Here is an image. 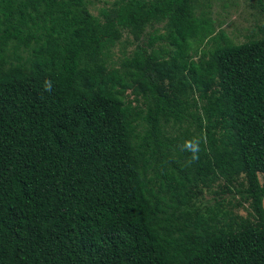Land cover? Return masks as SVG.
Returning a JSON list of instances; mask_svg holds the SVG:
<instances>
[{
	"label": "trees",
	"instance_id": "obj_1",
	"mask_svg": "<svg viewBox=\"0 0 264 264\" xmlns=\"http://www.w3.org/2000/svg\"><path fill=\"white\" fill-rule=\"evenodd\" d=\"M88 4L0 0V264H264L263 24Z\"/></svg>",
	"mask_w": 264,
	"mask_h": 264
},
{
	"label": "rangeland",
	"instance_id": "obj_2",
	"mask_svg": "<svg viewBox=\"0 0 264 264\" xmlns=\"http://www.w3.org/2000/svg\"><path fill=\"white\" fill-rule=\"evenodd\" d=\"M90 12L96 16L99 10L109 7L115 0H86ZM254 0H209L210 20L214 26V33H224L234 44L245 42L252 35H258V27L264 26V11L255 6ZM204 13V12H203ZM261 26V27H262ZM127 39L126 36L122 41ZM130 39V38H129ZM132 46L126 47L127 53H130ZM122 45H117L112 54L118 58L121 56ZM200 54L194 57L198 60ZM115 58V59H116ZM261 182H264V173L258 174ZM212 198L211 195L206 196V199ZM242 215L243 210L239 211Z\"/></svg>",
	"mask_w": 264,
	"mask_h": 264
}]
</instances>
